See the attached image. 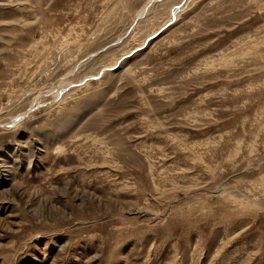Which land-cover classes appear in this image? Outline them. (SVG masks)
I'll use <instances>...</instances> for the list:
<instances>
[{
    "label": "rangeland",
    "instance_id": "rangeland-1",
    "mask_svg": "<svg viewBox=\"0 0 264 264\" xmlns=\"http://www.w3.org/2000/svg\"><path fill=\"white\" fill-rule=\"evenodd\" d=\"M0 264H264V0H0Z\"/></svg>",
    "mask_w": 264,
    "mask_h": 264
}]
</instances>
